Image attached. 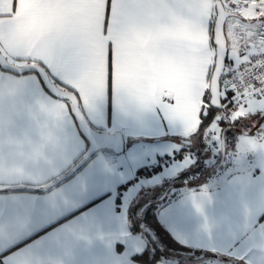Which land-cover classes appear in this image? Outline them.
Instances as JSON below:
<instances>
[{"label":"crops","instance_id":"0c3cea01","mask_svg":"<svg viewBox=\"0 0 264 264\" xmlns=\"http://www.w3.org/2000/svg\"><path fill=\"white\" fill-rule=\"evenodd\" d=\"M231 1L233 9L223 4L237 16L228 19L249 31L253 7L237 13L239 4ZM214 14V0H198L192 16L178 15L167 0H0L5 58L41 64L52 82L76 93L93 128L120 131L124 142L121 153L99 150L55 185L69 201L63 208L45 206L58 195L53 187L0 181L16 196L0 204L32 217L27 228L0 234V264L17 248L8 264L20 256L26 264H147L139 257L147 239L133 227L132 201L142 185L181 175L198 153L195 128L213 64ZM161 31L170 40L163 51L153 44ZM225 35L226 60L241 63V51L231 54L226 28ZM8 49L15 55H6ZM263 110L264 100L252 99L237 119ZM221 133L213 150L220 149ZM242 141L237 161L217 183L166 192L158 220L180 244L225 254L226 264H264V129ZM86 145L67 100L51 95L35 73L0 68V174L27 166L59 176Z\"/></svg>","mask_w":264,"mask_h":264},{"label":"rangeland","instance_id":"374dc122","mask_svg":"<svg viewBox=\"0 0 264 264\" xmlns=\"http://www.w3.org/2000/svg\"><path fill=\"white\" fill-rule=\"evenodd\" d=\"M236 1L237 2L241 1L242 3L245 2V0H236ZM244 5H250L254 7L248 0H246V2L243 3V6ZM230 6L232 8L233 5H230ZM255 9H257L258 12H256ZM250 13L252 15V19L256 21L251 22L247 26V28L249 29V31H251L252 27L254 25L256 26L255 35L252 36V38L255 40L260 30L261 31L264 30L263 29L264 21L261 20L262 22H260L259 20L260 17L264 16V8L262 7V5L254 9L252 8L250 9ZM229 21L230 19H227L226 25L224 26L227 30H228ZM205 106H206V103L204 102L203 107L205 108ZM235 120H237V118ZM233 122L229 124H232ZM224 125L225 124H221L220 131H222V128ZM234 127L238 131L236 142H234L233 145H230V147H228L227 150L224 151L225 153L223 156L220 153L221 152L220 149L218 150V147L214 148L213 150V147L215 146V144H219L218 142L220 139L221 132L218 131L216 134H214V138L212 141L206 140L203 134L202 139L204 140V144L206 147H204L201 154H198V155L193 154V156L191 157L189 156V158L187 159L188 168L189 166H191L193 169L195 167L194 164L196 163L198 165L201 164V167H199L198 169H201L202 172H198V174L195 176L194 182H193L194 184L196 183L195 186L192 185V182L190 179H188L187 183L184 184L180 181L173 180V178H170L169 180L167 179L159 184L142 185L141 192L137 194V196H135V199L132 201L134 202V204L132 205L133 221L138 222L141 226L150 228V230L152 229L154 232L158 231V232L165 233V230L163 229V227L161 226V223L158 220L159 218L158 213L162 205L161 199L166 198V195H167L166 192H168L169 194L173 192H181L185 190L186 188H191V187L193 188L196 186L209 188L213 184L217 183V180L223 175V173L229 171L230 170L229 168L230 167L232 168L235 161H237L238 153H235V151H241L243 149V146L241 145L245 144L242 141V137L245 136V134L247 135V134L259 133L264 129V110L261 111L258 115H251V116L244 117L243 120L242 121L240 120ZM197 146L198 144H196L195 149L197 148ZM243 158L244 157H241L240 160H242ZM210 170H213L212 174H208ZM168 254L171 255L170 257L177 256V257H173L174 260H172L173 263H177V264H208V263L209 264H226L227 263L226 259L229 260V257L225 254H219V253L210 252L206 250L182 253L181 251H178L177 249H173V251L168 250ZM178 254H181L180 256H183L186 254V255H189L191 258H197V259H194L195 261L188 260L186 263H184V260L182 259L180 260L178 258Z\"/></svg>","mask_w":264,"mask_h":264},{"label":"water","instance_id":"95a60500","mask_svg":"<svg viewBox=\"0 0 264 264\" xmlns=\"http://www.w3.org/2000/svg\"><path fill=\"white\" fill-rule=\"evenodd\" d=\"M215 17L212 24V43L214 49L218 48L219 42L224 41L225 50L222 56L218 55L214 51L212 69L215 70L218 75L216 77L215 86L210 83L211 72L208 81V103L211 107L219 109L221 107V90H220V75L223 71L225 61L227 59V38L225 35V22L229 17H235L237 14L231 10H228L223 4L222 0H214ZM220 61L223 67H218L217 62ZM0 68L5 71L12 72L14 74L35 73L41 79L44 87L47 91L62 100L69 102L70 111L75 119L77 127L87 142L86 148L83 151L79 159L63 174L59 175L60 179L57 184L63 180L70 178L78 169H80L95 153L102 149L112 150L115 154H119L123 151L124 142L123 136L120 131H114L112 133L102 132L93 128L87 121L84 113L79 106V99L76 93L70 89H64L51 81L49 74L45 68L35 62H27L23 65H18L9 62L5 56L0 52ZM223 143L221 144V155L223 156ZM56 184V185H57ZM52 186H46L47 190ZM144 230L152 236L149 228L145 227Z\"/></svg>","mask_w":264,"mask_h":264},{"label":"built area","instance_id":"2783aa9c","mask_svg":"<svg viewBox=\"0 0 264 264\" xmlns=\"http://www.w3.org/2000/svg\"><path fill=\"white\" fill-rule=\"evenodd\" d=\"M248 1L254 6L253 9L262 5L261 0ZM243 3L237 2L239 4V8L236 9L237 13L242 11ZM255 11L258 12L257 9ZM257 37H264V30H260ZM251 48L252 45L249 43L246 48L240 50L241 63H236L233 60L225 61L224 68L227 70L225 71L223 68L219 80L221 107L217 110L212 124L204 132V138L208 141H212L214 134L220 131L221 124L233 122L241 110L248 108L252 99L264 100V79L257 78L261 73H264V65L256 64L258 59L264 60V53L247 51Z\"/></svg>","mask_w":264,"mask_h":264},{"label":"trees","instance_id":"16d2710c","mask_svg":"<svg viewBox=\"0 0 264 264\" xmlns=\"http://www.w3.org/2000/svg\"><path fill=\"white\" fill-rule=\"evenodd\" d=\"M223 2H229L230 5H233L232 7H235L234 2H232L231 0H223ZM229 6L227 5V8ZM231 9H233V8H231ZM211 44L213 46L212 31H211ZM213 50H214V46H213ZM208 98H209L208 90H206L204 95H203V101L206 103V106H205V108L203 107V110H201V112L199 114V121H198L197 126L195 128V135L197 136V140H198V149H197L198 153L196 152L197 155L201 154L202 150L205 147L204 140L202 139V136H203L204 132L206 131V129L211 125V122L213 121V119L216 115V112H217V109H215L209 105ZM239 121L240 120L237 119L232 124H225L223 126L222 133H221L222 134L221 143H223V150L224 151H226L227 148L230 147V145H233V143L236 142L238 131L236 130V128L234 126ZM220 149H221V146H220ZM194 165H195V167L193 169L191 166H189V168L187 167V170L185 172H183L181 175L174 178L173 180H177V181H180V182L185 184V183H187V180L190 179L192 182V185L195 186L196 183L195 184L193 183L194 178L198 174V172H202V170L198 169L199 167H201V164L198 165L196 163ZM140 172L143 173L144 171H140ZM212 173H213V170H210L208 172V174H212ZM138 174L139 173H137V176H138ZM198 188H199L198 186L193 187V189H198ZM131 217H132V215H131ZM133 227H135L137 229H142V232L144 233V235L147 239L146 240V242H147L146 243L147 244L146 249L139 256L141 258V260L145 261L147 264H158L159 262H162V260H164V259H171V262H172V260H174L173 257H177V256L170 257L171 255L168 254V250L173 251V249H177L178 251H181L182 253L199 251L198 249L191 248V247L185 246L183 244H180L173 237H171L169 234L165 235L164 232H158V231L154 232L151 229V233H152V236H151L145 230H143L144 226L142 227L138 222L133 221ZM180 255L181 254H178V258L180 260L181 259L184 260V263H186L188 260L197 259V258H191L189 255H186V254L183 256H180ZM200 255H202V254H200Z\"/></svg>","mask_w":264,"mask_h":264},{"label":"clouds","instance_id":"9594fccd","mask_svg":"<svg viewBox=\"0 0 264 264\" xmlns=\"http://www.w3.org/2000/svg\"><path fill=\"white\" fill-rule=\"evenodd\" d=\"M239 28L240 31H237L236 29ZM255 28L254 25L252 27L251 31H248L246 27L240 25V22L238 20L236 21H229L228 22V39L230 41V44L228 47L231 50L232 55H236L238 51L241 50V43H250L252 45L251 49H247V51H254V52H262L264 53V37H257L255 40L250 39L253 35H255ZM241 32L244 33V36H241ZM209 49H211V44L208 43L206 45ZM225 50V44L224 41L221 40L219 42L218 48L214 49L218 53V55L222 56ZM6 55L14 56L15 53L12 49H8L5 52ZM247 59V57H245ZM256 64L258 65H264V60L258 59L256 61ZM218 67H223L222 63L220 61L217 62ZM226 71L227 69L224 68ZM211 72V80L210 83L215 86L216 77L218 73L210 68ZM243 75V74H241ZM258 79H264V73H261L260 76L257 77ZM60 179V177L56 174L55 171L46 169L43 167H35V168H29L27 166H17L14 169L11 170V172H5L3 174H0V181H3L5 184L7 182L14 180L17 184H24V185H31L35 184L39 187H46V186H52L53 191H56L58 193L57 197L54 199V201L45 202V206L51 207L55 206L56 208H63L69 204V201L59 195V189L55 187L57 184V181ZM32 217L31 216H25L23 218H20L17 224V227L19 230H23L27 228L31 223Z\"/></svg>","mask_w":264,"mask_h":264},{"label":"snow or ice","instance_id":"6c2138e0","mask_svg":"<svg viewBox=\"0 0 264 264\" xmlns=\"http://www.w3.org/2000/svg\"><path fill=\"white\" fill-rule=\"evenodd\" d=\"M197 3L198 0H167V4L180 16H192ZM261 3H264V0H261ZM162 22L168 23L169 18L165 16ZM153 44L156 48L163 51L170 47V40L161 31L153 40ZM6 193L7 195H5ZM9 199H16L15 194L11 193L7 188L0 187V201ZM27 211V209L16 205L0 204V234L11 235L17 228V222L26 214ZM17 250L18 251L16 253H10L9 257L2 258L3 264H8V261L12 256L19 255L20 248H17ZM18 264H26V258L24 256H20Z\"/></svg>","mask_w":264,"mask_h":264}]
</instances>
